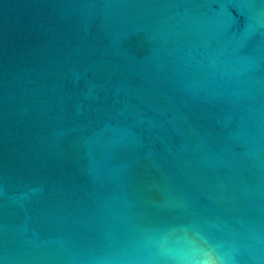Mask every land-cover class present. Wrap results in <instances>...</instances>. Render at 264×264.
<instances>
[{
	"label": "water",
	"instance_id": "1",
	"mask_svg": "<svg viewBox=\"0 0 264 264\" xmlns=\"http://www.w3.org/2000/svg\"><path fill=\"white\" fill-rule=\"evenodd\" d=\"M0 264H264V0H0Z\"/></svg>",
	"mask_w": 264,
	"mask_h": 264
}]
</instances>
